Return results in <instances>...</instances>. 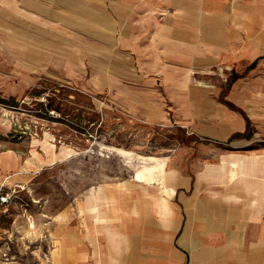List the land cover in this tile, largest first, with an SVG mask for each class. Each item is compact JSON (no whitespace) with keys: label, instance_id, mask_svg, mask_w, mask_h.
Listing matches in <instances>:
<instances>
[{"label":"rangeland","instance_id":"obj_1","mask_svg":"<svg viewBox=\"0 0 264 264\" xmlns=\"http://www.w3.org/2000/svg\"><path fill=\"white\" fill-rule=\"evenodd\" d=\"M169 7L0 0V264H122L134 237L264 197V57L198 54ZM161 163L173 195L132 177Z\"/></svg>","mask_w":264,"mask_h":264},{"label":"crops","instance_id":"obj_2","mask_svg":"<svg viewBox=\"0 0 264 264\" xmlns=\"http://www.w3.org/2000/svg\"><path fill=\"white\" fill-rule=\"evenodd\" d=\"M224 1L168 0L173 13L168 18L169 32L181 38L183 44L196 46L197 53L203 54H207L208 47L211 54L222 55L218 46L234 41L238 46L235 58L252 60L249 67L254 68L257 60L264 57V0H233L230 9L223 7ZM233 29L236 31L232 32ZM253 62L255 64L251 66ZM234 209L235 216L218 212L181 216L178 231L166 241H158L160 234L154 232L149 245L143 247L138 237H134L135 241L118 250L120 262L264 264V197H253L250 205L243 204ZM231 223L234 224L233 237L228 240L224 229L228 228L230 233ZM242 230L244 239L240 242ZM253 237L256 243L252 241Z\"/></svg>","mask_w":264,"mask_h":264},{"label":"bare ground","instance_id":"obj_3","mask_svg":"<svg viewBox=\"0 0 264 264\" xmlns=\"http://www.w3.org/2000/svg\"><path fill=\"white\" fill-rule=\"evenodd\" d=\"M133 179L137 182L151 184L155 181L161 186L162 191L168 194H175V190L172 187H168L165 177V165L164 163L158 165L142 166L136 169L132 175ZM22 187V186H20Z\"/></svg>","mask_w":264,"mask_h":264},{"label":"built area","instance_id":"obj_4","mask_svg":"<svg viewBox=\"0 0 264 264\" xmlns=\"http://www.w3.org/2000/svg\"><path fill=\"white\" fill-rule=\"evenodd\" d=\"M10 198V193L0 188V209L8 206V204L10 203Z\"/></svg>","mask_w":264,"mask_h":264},{"label":"trees","instance_id":"obj_5","mask_svg":"<svg viewBox=\"0 0 264 264\" xmlns=\"http://www.w3.org/2000/svg\"><path fill=\"white\" fill-rule=\"evenodd\" d=\"M255 64V62H253L252 64H251V66H253ZM229 105H233V104H229ZM245 118H246V122L247 123H249L250 121H249V119L245 116Z\"/></svg>","mask_w":264,"mask_h":264}]
</instances>
